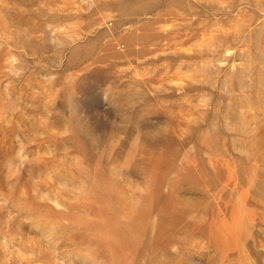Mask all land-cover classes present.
<instances>
[{
	"label": "rangeland",
	"instance_id": "374dc122",
	"mask_svg": "<svg viewBox=\"0 0 264 264\" xmlns=\"http://www.w3.org/2000/svg\"><path fill=\"white\" fill-rule=\"evenodd\" d=\"M0 264H264V0H0Z\"/></svg>",
	"mask_w": 264,
	"mask_h": 264
}]
</instances>
